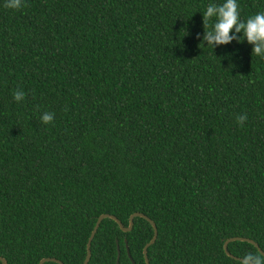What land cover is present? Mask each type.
I'll use <instances>...</instances> for the list:
<instances>
[{"label": "trees", "instance_id": "obj_1", "mask_svg": "<svg viewBox=\"0 0 264 264\" xmlns=\"http://www.w3.org/2000/svg\"><path fill=\"white\" fill-rule=\"evenodd\" d=\"M5 2L6 264H82L102 213L127 226L140 212L156 224L149 264H236L223 249L231 237L264 251V58L246 40L213 50L201 40L207 5L224 0H23L19 10ZM237 2L241 20L264 11V0ZM152 235L142 217L128 232L104 218L87 264H115L118 254L130 264L126 249L146 264ZM227 249L258 252L240 240Z\"/></svg>", "mask_w": 264, "mask_h": 264}, {"label": "clouds", "instance_id": "obj_2", "mask_svg": "<svg viewBox=\"0 0 264 264\" xmlns=\"http://www.w3.org/2000/svg\"><path fill=\"white\" fill-rule=\"evenodd\" d=\"M6 8L19 10L24 6L23 0H6ZM214 23L209 24L210 21ZM203 36L201 40L207 42L212 50L219 45H226L233 40L242 42L246 40L252 45L251 54L264 58V11L249 16L246 21L240 18V8L237 0H224L221 4L210 3L202 15ZM205 28L210 30L205 31ZM237 33H242L237 35ZM25 93L22 90L13 92V99L20 102L24 99ZM54 119V113L46 112L41 115V122L48 124ZM247 119L241 114L237 117V123L242 125ZM236 264H264V253L258 251L244 254L237 259Z\"/></svg>", "mask_w": 264, "mask_h": 264}, {"label": "water", "instance_id": "obj_3", "mask_svg": "<svg viewBox=\"0 0 264 264\" xmlns=\"http://www.w3.org/2000/svg\"><path fill=\"white\" fill-rule=\"evenodd\" d=\"M135 217H142L144 219H146L152 226L153 228V235H152V238L144 245L143 247V256H144V260H145V263L146 264H149V259H148V256H147V248L154 243V241L156 240L157 238V227H156V224L145 214L143 213H140V212H134L132 213L130 216H129V220H128V225L127 226H124L122 224V222L114 215L112 214H109V213H102L98 216L96 222H95V225L91 231V234L87 240V244H86V255H85V258L83 260V263L82 264H87L89 259H90V256H91V249H90V246H91V241L101 223V221L104 219V218H110L112 220H114L118 226L120 227V229L124 232H128V231H131L132 228H133V223H134V218ZM234 240H240V241H247V242H250L252 243L257 249L258 251H260L261 253H264V251L258 246V244L256 242H254L253 240H251L250 238H247V237H231V238H228L225 242H224V245H223V249L225 251V253L234 258V259H239L240 257H236L234 255H232L228 249H227V245L230 241H234ZM127 250V253H128V256L130 258V261L131 263L130 264H134V261L133 259L131 258L130 254H129V251L128 249ZM118 258H119V254L117 255V260L115 262V264H118ZM48 260H52V261H56L58 262L59 264H64L62 261L58 260V259H55V258H43L42 260H40L39 264H44L45 261H48ZM0 261L2 262V264H6V260L2 257H0Z\"/></svg>", "mask_w": 264, "mask_h": 264}]
</instances>
